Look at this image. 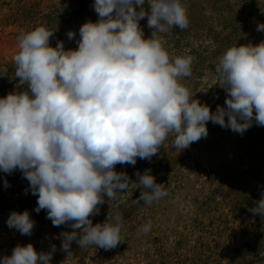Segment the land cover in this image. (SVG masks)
Listing matches in <instances>:
<instances>
[{
    "label": "clouds",
    "instance_id": "9594fccd",
    "mask_svg": "<svg viewBox=\"0 0 264 264\" xmlns=\"http://www.w3.org/2000/svg\"><path fill=\"white\" fill-rule=\"evenodd\" d=\"M147 3L150 11L145 0H94L99 19L80 27L76 49L66 50L62 41L52 47L56 29L45 26L17 37L15 77L17 88L26 90L0 98V171L20 170L38 197L35 211L46 210L54 227L73 229L57 237L68 255L73 241L104 250L124 241L120 214L95 225L91 219L105 196L116 199L133 184L117 164L150 161L169 135L174 147L187 149L207 137L209 121L241 135L253 123L264 126V40L231 46L219 57L215 71L227 95L225 106L212 112L180 83L191 76L194 57H170L157 35L186 29V6L181 0ZM145 17L154 29L150 38L139 24ZM256 30L264 32V23ZM75 35L67 33L69 40ZM135 175L142 189L137 203L151 206L167 196L150 170ZM250 211L264 218V192ZM6 223L28 236L35 226L27 210L13 211ZM151 227L149 220L138 231ZM55 251V245L39 253L32 243L17 245L0 264H51Z\"/></svg>",
    "mask_w": 264,
    "mask_h": 264
},
{
    "label": "rangeland",
    "instance_id": "374dc122",
    "mask_svg": "<svg viewBox=\"0 0 264 264\" xmlns=\"http://www.w3.org/2000/svg\"><path fill=\"white\" fill-rule=\"evenodd\" d=\"M181 3L187 8L188 27L157 35L170 57H194L191 76L179 78L180 83L215 112L218 105L225 106L227 95L215 71L219 57L231 46L264 40V32L256 30L258 23H264V0ZM93 4L94 0H0V98L26 90L17 88L13 61L21 31L38 26L56 29L50 45L62 41L66 50L76 49L80 27L99 19ZM144 8L150 11L147 0ZM139 24L144 38H150L154 29L148 27L147 17ZM70 30L76 34L73 40L67 37ZM206 126L207 137L187 149L174 147V136L169 135L150 161L137 158L134 166H115L133 184L116 199L108 201L105 196L100 213L91 217L95 225L108 214L122 216L124 241L110 250L81 249L73 241L68 255L57 237L73 229L54 227L46 210L35 211L38 197L20 170L0 171V259L10 256L17 245L32 243L38 253L56 246L51 264H264V218L250 211L264 192V126L253 123L243 135L211 121ZM145 170H150L157 183L165 184L168 193L151 206L136 202L142 189L135 174ZM25 210L35 221L30 236L6 223L13 211ZM149 220L151 230L139 232Z\"/></svg>",
    "mask_w": 264,
    "mask_h": 264
}]
</instances>
